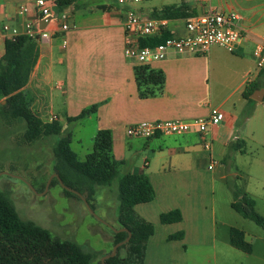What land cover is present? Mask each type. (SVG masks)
<instances>
[{
  "label": "crops",
  "instance_id": "1",
  "mask_svg": "<svg viewBox=\"0 0 264 264\" xmlns=\"http://www.w3.org/2000/svg\"><path fill=\"white\" fill-rule=\"evenodd\" d=\"M35 1L0 0V59L8 40L3 25L23 28L26 22L35 20ZM46 1L55 15H68L69 29L61 31L58 19L48 26L52 37L36 43L38 60L23 89L38 103L40 113L46 109L47 114L40 116L44 122L57 120L64 130L69 129L71 147L73 143L82 145V140L76 141L77 132L85 123L94 126L92 149L98 132L110 131L113 155L123 164L124 174L144 172L156 192L152 202L135 206V212L155 229L158 223L169 227L166 241L170 235L183 232V241L171 242H182L186 251L190 235L199 246L207 243L209 234L215 239L219 222L229 232L231 228L245 232L234 222L240 214L232 208L231 198L227 200L229 208L223 209L218 218L216 189L229 196L225 185L230 178L238 181L239 190L255 201L256 211L264 217V97L262 101L252 97L261 99L262 93L257 91L264 89V67H258L253 56L255 45L264 41V0H179L142 13L167 21L162 35L184 36L191 17L161 18L166 7L189 6L192 17L210 10L234 12L239 16L238 26L247 35L233 52L214 45L206 54L172 52L167 59L146 65L165 77L163 92L148 98L140 97L135 76L136 67L143 65L125 55L127 6L115 0H68L62 5L57 4L60 0ZM23 5L31 8L28 15L20 14ZM162 35L141 38L140 45ZM252 85L259 87L251 96V107L244 92ZM92 107L96 110L83 119L68 121ZM213 108L220 109L225 119L218 126H210L205 134L193 130L148 139L127 135L129 127L141 122L205 119ZM250 109L252 113L246 118ZM135 155H143L140 163L134 161ZM175 209L182 212V221L162 224L161 214ZM246 240L249 242L247 233Z\"/></svg>",
  "mask_w": 264,
  "mask_h": 264
},
{
  "label": "trees",
  "instance_id": "2",
  "mask_svg": "<svg viewBox=\"0 0 264 264\" xmlns=\"http://www.w3.org/2000/svg\"><path fill=\"white\" fill-rule=\"evenodd\" d=\"M68 0H60L58 5ZM191 7L186 5L166 7L161 18L189 19L193 16ZM170 37L165 33L160 38L142 42V45H157ZM38 60V45L32 39L21 36L16 40H7L5 54L0 59V112L8 121L25 124L23 139L32 144L43 139H55L53 146L54 171L69 188L86 196L91 208L99 187L117 186L119 205L116 210L118 229L126 232L114 233L115 245L124 242L132 234L128 243L119 250L126 251V258L121 259L119 253L106 260V264H145L148 240L154 235L155 227L151 222L139 216L134 207L152 202L156 197L155 189L144 172L122 173L121 162L113 155L111 132H98L94 147L83 160L71 147V133H64L63 124L57 120L44 122L32 109V98L24 93L31 74ZM136 81L141 98L156 96L163 92L165 77L162 72L154 71L143 65L135 69ZM258 85L249 86L244 98L252 105L251 96ZM4 102V103H3ZM96 107L83 111L78 117L68 121L81 120L94 112ZM252 113L250 109L245 117ZM52 184H60L55 178ZM68 197L80 198L75 193L64 189ZM232 208L246 219L252 220L264 228V217L255 209V201L240 190L235 192ZM183 219L179 209L163 213L162 224L179 223ZM184 233L170 235L167 241H181ZM229 240L232 247L251 254L253 245L246 240V233L238 228H231ZM94 256L83 246L70 240H62L53 236L49 230L34 221L20 217L11 198L0 192V264H91Z\"/></svg>",
  "mask_w": 264,
  "mask_h": 264
},
{
  "label": "rangeland",
  "instance_id": "3",
  "mask_svg": "<svg viewBox=\"0 0 264 264\" xmlns=\"http://www.w3.org/2000/svg\"><path fill=\"white\" fill-rule=\"evenodd\" d=\"M173 1L179 0H149L126 6L138 13H144ZM40 104L42 105L43 102ZM31 106L40 116L47 114L46 109H43L42 113L38 111V103L35 100L32 101ZM24 130V123L8 121L0 112V192L11 198L21 218L34 221L55 237L78 243L94 256L91 264H102V258L110 254L115 246V232L97 217L110 226L119 228L116 221V210L119 205L117 186L97 189L94 202L96 216L93 215L81 198L68 197L61 184L53 185L55 178L49 183L50 178L56 174L53 153L55 139H43L29 144L23 139ZM72 130L74 136L79 134L76 141L83 142L82 145L73 143L72 148L81 159H85L92 150L91 138L94 126L85 123V127L79 129L77 133ZM69 131L65 129L64 133L67 134ZM133 157L134 161L140 163L143 155ZM122 173H125V168ZM238 185L236 180L231 178L227 180L225 188L231 197L226 194L224 196L217 187L218 218H221L223 209L229 208L228 198L235 200V192L239 190ZM237 217L239 220L235 221V219L234 222L245 230L249 243L253 245L251 254L231 246L229 229L221 226L220 222L215 239L210 238L211 234H209L206 244L200 246L195 244L197 243L195 236L190 235L186 245L187 251L182 242L166 241V236L171 230L158 223L155 236L150 239L147 264H264V228L252 220L241 218L240 215ZM117 253L121 259L126 258L124 249L117 250Z\"/></svg>",
  "mask_w": 264,
  "mask_h": 264
},
{
  "label": "built area",
  "instance_id": "4",
  "mask_svg": "<svg viewBox=\"0 0 264 264\" xmlns=\"http://www.w3.org/2000/svg\"><path fill=\"white\" fill-rule=\"evenodd\" d=\"M119 5L126 6L139 4L149 0H115ZM184 1V0H183ZM209 1V0H197ZM36 19L26 22L23 28L11 26L6 23L3 31L8 40H16L21 36H26L36 43L49 40L52 37L48 26L54 24L58 19L61 24V31L69 29L66 21L68 15L61 13L55 15L52 7L46 0L35 1ZM31 8L28 5L20 7V14L28 15ZM239 16L234 12H221L210 10L206 13L191 17L186 22V35L170 36L163 42L154 46L140 45L141 38H150L162 35L167 27L166 20H158L147 17L142 13L130 9L126 13L124 22L127 43L125 55L128 59L136 61L140 65H148L155 61L167 59L172 52L178 55L184 54H206L214 45L221 46L233 52L243 42L247 40V35L238 26ZM42 24L46 27L43 28ZM66 45V41H63ZM253 56L257 60L258 67H264V41L255 45ZM225 119V114L218 108H213L211 114L205 119H195L193 121L163 120L154 122H141L127 129V135L135 138H151L160 135H179L196 130L201 134L208 132L210 126H218ZM53 120V119H52ZM215 165H210L212 169Z\"/></svg>",
  "mask_w": 264,
  "mask_h": 264
},
{
  "label": "water",
  "instance_id": "5",
  "mask_svg": "<svg viewBox=\"0 0 264 264\" xmlns=\"http://www.w3.org/2000/svg\"><path fill=\"white\" fill-rule=\"evenodd\" d=\"M42 26H43V28H44L46 25L43 24ZM257 92H258V93H262V97H261V99H258L255 95L252 96V97H253L255 100H257V101H262V99H263V97H264V89H263V90H259V91H257ZM3 173H4V174H9V173H5V172H3ZM53 178H57V179L59 180L61 186H62L64 189H66V190H68V191H70V192L75 193L76 195H78V196L84 201V203L86 204V206H87V208L89 209V211H90L93 215L96 216V213H95L94 210L91 208V206H90V204L88 203V201H87L85 195H83V194L79 193L78 191H75V190H73V189L67 187V186L62 182V180L59 178L58 174H54V175L50 178L49 183L52 181ZM24 181H25V180H24ZM25 182H26V181H25ZM26 183L32 188V186H31L28 182H26ZM32 189H33V188H32ZM97 218H98L102 223H104V224H106L108 227H110L115 233L126 232V231H127V229H125V228H122V229H116V228L110 226L107 222H105V221L102 220L101 218H99V217H97ZM131 236H132V234L129 233V237H128V239H126L124 242H121V243L116 244V245L113 247L112 252H111L110 254H108V255H106V256H104V257L102 258V264H106V260H108L109 258L115 257V256L117 255V250H118L121 246H123L124 244L128 243V242L130 241V239H131Z\"/></svg>",
  "mask_w": 264,
  "mask_h": 264
}]
</instances>
